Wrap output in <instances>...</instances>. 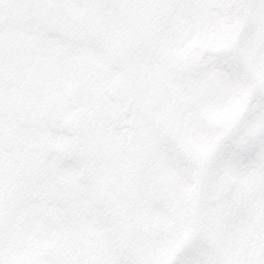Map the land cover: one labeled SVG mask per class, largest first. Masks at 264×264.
I'll list each match as a JSON object with an SVG mask.
<instances>
[{"label": "snow or ice", "instance_id": "obj_1", "mask_svg": "<svg viewBox=\"0 0 264 264\" xmlns=\"http://www.w3.org/2000/svg\"><path fill=\"white\" fill-rule=\"evenodd\" d=\"M0 264H264V0H0Z\"/></svg>", "mask_w": 264, "mask_h": 264}]
</instances>
